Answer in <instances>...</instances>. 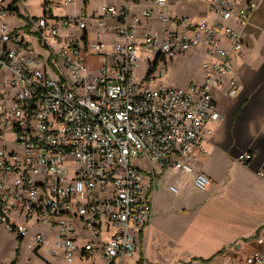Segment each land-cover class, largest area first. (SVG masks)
<instances>
[{
	"label": "built area",
	"instance_id": "obj_1",
	"mask_svg": "<svg viewBox=\"0 0 264 264\" xmlns=\"http://www.w3.org/2000/svg\"><path fill=\"white\" fill-rule=\"evenodd\" d=\"M6 1L0 0V224L20 241L30 235L34 253L43 246L64 264H148L138 252L154 172L131 160L193 171L208 126L221 120L220 97L234 98L240 89L233 60L259 0H209L211 20L173 17L170 0H121L61 17L53 7L73 0H45L40 17ZM150 53L153 71L135 80L140 55ZM190 53L200 57L198 80L185 87L152 82L159 63L165 68L166 60ZM89 55L99 57L94 68ZM251 158L244 153L237 161ZM209 182L196 173V187ZM39 225L54 239L35 231ZM243 264H264V245Z\"/></svg>",
	"mask_w": 264,
	"mask_h": 264
},
{
	"label": "crops",
	"instance_id": "obj_2",
	"mask_svg": "<svg viewBox=\"0 0 264 264\" xmlns=\"http://www.w3.org/2000/svg\"><path fill=\"white\" fill-rule=\"evenodd\" d=\"M90 1L82 0L81 10L86 12ZM121 3L98 0L97 8L86 13H97L103 4ZM208 7L209 0H170L169 12L173 17L211 20L213 14ZM263 30L264 0H259L243 28V50L233 60L240 89L234 98L220 97L221 120L208 126L210 138L202 143L204 153L193 163V171L151 166V211L145 230L173 238L180 246L192 247L185 264H211L217 256L225 258L224 264L229 260L238 264L232 252L237 255L238 249L248 245L258 246L252 251L264 245ZM98 59L89 65L94 68ZM244 153L252 155L246 164L237 161ZM196 173L209 178L205 189L194 184ZM138 254L148 262L146 250L142 253L140 245Z\"/></svg>",
	"mask_w": 264,
	"mask_h": 264
},
{
	"label": "rangeland",
	"instance_id": "obj_3",
	"mask_svg": "<svg viewBox=\"0 0 264 264\" xmlns=\"http://www.w3.org/2000/svg\"><path fill=\"white\" fill-rule=\"evenodd\" d=\"M12 0H7L10 2ZM45 0H17L16 8L20 14L27 12L31 16L40 17L43 14L42 5ZM63 1V0H53ZM83 6L82 0H73L67 5H60L59 7H53V14L55 16H73L81 11ZM98 6V0L90 1L89 6L86 8V12L90 13L95 10ZM83 11V10H82ZM154 28L158 30L159 25L156 24ZM94 28L89 29L90 40L94 39ZM110 37L108 35H100L99 40L103 42H109ZM38 51V48H37ZM199 55L190 53L184 58L166 60L165 68L159 63L153 72V83H163L167 86H180L185 87L191 81H196L201 76V70L199 68ZM98 56L90 55L89 63L95 64ZM155 54H141L137 66L134 70V79L142 80L148 72L150 65L154 62ZM149 63H148V61ZM150 64V65H149ZM133 165L140 167L142 170L151 168L148 163L142 159L131 160ZM153 164L152 166H154ZM152 197V195H151ZM169 201L171 199L168 197ZM154 202V199H152ZM35 231L40 232L47 240H53L54 235L47 231L45 226L39 225L35 228ZM30 235L23 241H20L16 233L8 231L4 225L0 224V264H10L12 262L16 264H64L62 259L57 257H50L45 247H40L37 253H34L31 248L27 246L30 241ZM258 246L253 244L248 245L245 248L238 249L237 255L232 252L234 256H237L238 264H243V258L245 255L251 253V251ZM192 247L180 246L177 241L173 238H166L163 235L152 233L151 231L145 230L140 239V249L142 253L146 250L147 258L149 263L158 262L164 264H185V258L188 252H191ZM230 249L229 246L226 247ZM78 259V255H76ZM225 258L217 256L211 264H224ZM92 260L76 261L73 264H91Z\"/></svg>",
	"mask_w": 264,
	"mask_h": 264
},
{
	"label": "trees",
	"instance_id": "obj_4",
	"mask_svg": "<svg viewBox=\"0 0 264 264\" xmlns=\"http://www.w3.org/2000/svg\"><path fill=\"white\" fill-rule=\"evenodd\" d=\"M151 71H153V69H149V71L148 72H151ZM14 262H12V263H10V264H13Z\"/></svg>",
	"mask_w": 264,
	"mask_h": 264
}]
</instances>
